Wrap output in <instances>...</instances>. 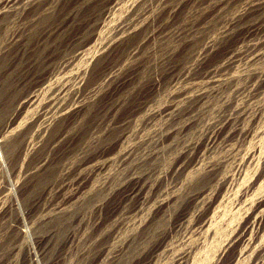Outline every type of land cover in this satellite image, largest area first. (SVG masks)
Listing matches in <instances>:
<instances>
[{"label": "rangeland", "instance_id": "374dc122", "mask_svg": "<svg viewBox=\"0 0 264 264\" xmlns=\"http://www.w3.org/2000/svg\"><path fill=\"white\" fill-rule=\"evenodd\" d=\"M261 209L264 0H0V264H264Z\"/></svg>", "mask_w": 264, "mask_h": 264}, {"label": "bare ground", "instance_id": "6f19581e", "mask_svg": "<svg viewBox=\"0 0 264 264\" xmlns=\"http://www.w3.org/2000/svg\"><path fill=\"white\" fill-rule=\"evenodd\" d=\"M68 25V24H67ZM66 26V25H65ZM78 111V110H77ZM247 114V113H246ZM59 115V114H58ZM241 117V116H240ZM233 119V118H232ZM231 121V120H230ZM122 125V124H121ZM106 127V126H105ZM222 128V127H221ZM135 129V128H134ZM93 130V129H92ZM133 130V129H132ZM215 130H216V128H215ZM86 131V130H85ZM219 131H221V130H219ZM134 132V131H133ZM215 133V132H214ZM218 133V132H217ZM216 133V134H217ZM220 133V132H219ZM222 134H223V132H222ZM225 134V133H224ZM223 134V135H224ZM110 135V134H109ZM136 135V134H135ZM85 136V135H84ZM232 136H234V135H232ZM231 136V137H232ZM53 137V136H52ZM216 138V137H215ZM228 140V139H227ZM112 141V140H111ZM207 142V141H206ZM213 143V142H212ZM94 144V143H93ZM133 145V144H132ZM207 146V145H206ZM111 147V146H110ZM118 151V150H117ZM115 156V155H114ZM110 158V157H109ZM110 160V159H109ZM101 163V162H100ZM89 166V165H88ZM94 171V170H93ZM209 171H211V170H209ZM81 172V171H80ZM260 181V180H259ZM77 186V185H76ZM142 188V187H141ZM257 189V188H256ZM71 190V189H70ZM73 190V189H72ZM132 190V189H131ZM136 191V190H135ZM123 193V192H122ZM155 196V195H154ZM203 196V195H202ZM244 201V200H243ZM245 204V203H244ZM246 206V205H245ZM165 208V207H164ZM250 210V209H249ZM261 210H263V209H261ZM260 211V210H259ZM264 211V210H263ZM248 213V212H247ZM259 213V212H258ZM260 213H262L261 211H260ZM184 215V214H183ZM263 215V214H262ZM121 216V215H120ZM246 216V215H245ZM258 216V215H257ZM261 218H262V216H261ZM180 219V218H179ZM243 220V219H242ZM261 220V219H260ZM258 224V223H257ZM254 225V224H253ZM258 226V225H257ZM229 238V237H228ZM227 241V240H226ZM46 242V241H45ZM259 242V241H258ZM251 243V242H250ZM260 244V243H259ZM246 249V248H245ZM108 250V249H107ZM223 253V252H222ZM240 254V253H239ZM181 264V263H180Z\"/></svg>", "mask_w": 264, "mask_h": 264}]
</instances>
